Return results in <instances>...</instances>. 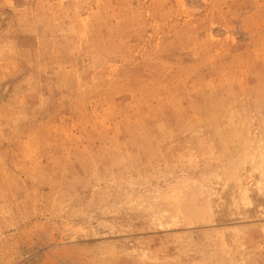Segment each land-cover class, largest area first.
Wrapping results in <instances>:
<instances>
[{"label": "rangeland", "instance_id": "374dc122", "mask_svg": "<svg viewBox=\"0 0 264 264\" xmlns=\"http://www.w3.org/2000/svg\"><path fill=\"white\" fill-rule=\"evenodd\" d=\"M0 264H264V0H0Z\"/></svg>", "mask_w": 264, "mask_h": 264}]
</instances>
